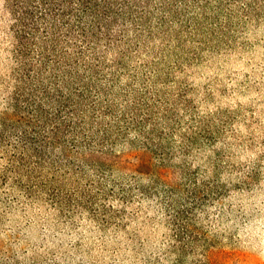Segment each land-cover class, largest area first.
<instances>
[{
	"label": "rangeland",
	"instance_id": "1",
	"mask_svg": "<svg viewBox=\"0 0 264 264\" xmlns=\"http://www.w3.org/2000/svg\"><path fill=\"white\" fill-rule=\"evenodd\" d=\"M35 2L0 0V136L22 127L14 96L45 45L39 13H26ZM166 55L160 85L219 130L172 163L191 167L197 185L174 169L186 185L171 202L161 190L61 205L27 192L23 172H9L13 147L0 142V264H264V21L199 32ZM61 183L69 198L74 181Z\"/></svg>",
	"mask_w": 264,
	"mask_h": 264
},
{
	"label": "trees",
	"instance_id": "2",
	"mask_svg": "<svg viewBox=\"0 0 264 264\" xmlns=\"http://www.w3.org/2000/svg\"><path fill=\"white\" fill-rule=\"evenodd\" d=\"M35 11L45 45L14 96L22 127L0 136L13 147L10 174L23 172L30 195L78 208L161 190L171 202L186 185L174 169L195 180L175 157L213 144L219 130L160 85L166 54L199 32L264 21V0H36L26 13Z\"/></svg>",
	"mask_w": 264,
	"mask_h": 264
}]
</instances>
